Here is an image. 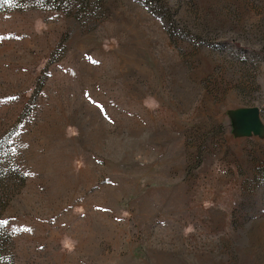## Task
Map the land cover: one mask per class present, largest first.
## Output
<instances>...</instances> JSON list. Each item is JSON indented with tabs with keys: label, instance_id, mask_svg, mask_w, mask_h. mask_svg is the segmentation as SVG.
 Returning <instances> with one entry per match:
<instances>
[{
	"label": "rangeland",
	"instance_id": "rangeland-1",
	"mask_svg": "<svg viewBox=\"0 0 264 264\" xmlns=\"http://www.w3.org/2000/svg\"><path fill=\"white\" fill-rule=\"evenodd\" d=\"M162 1L212 46L139 0H0V137L25 178L0 264H264V0Z\"/></svg>",
	"mask_w": 264,
	"mask_h": 264
},
{
	"label": "trees",
	"instance_id": "trees-1",
	"mask_svg": "<svg viewBox=\"0 0 264 264\" xmlns=\"http://www.w3.org/2000/svg\"><path fill=\"white\" fill-rule=\"evenodd\" d=\"M147 10L154 15L162 24L166 35L170 38H185V39H197L200 38V43L205 45H211L212 41L207 35H201L198 32L192 31L187 25L180 24L174 18V14L170 8L164 5L162 0H139ZM219 27V26H217ZM215 26L214 29H217ZM204 32H208V29L205 28ZM213 30V27L211 28ZM210 30V31H211ZM229 41V40H228ZM223 42H226L223 41ZM235 47L238 49H249L250 51H255L247 47H243L238 42L231 40ZM260 52V51H259ZM264 55V53H262ZM41 86V85H40ZM40 88V87H39ZM39 88L36 90L34 95L37 96ZM20 172V167L17 160L14 158L11 152L10 145L6 142V139L0 137V203L5 198V195H8L11 190H14L18 184H23L25 181L24 177H17ZM0 209H2L0 207ZM1 215V212H0ZM2 221L0 217V222ZM4 233L0 227V238L4 236Z\"/></svg>",
	"mask_w": 264,
	"mask_h": 264
},
{
	"label": "water",
	"instance_id": "water-1",
	"mask_svg": "<svg viewBox=\"0 0 264 264\" xmlns=\"http://www.w3.org/2000/svg\"><path fill=\"white\" fill-rule=\"evenodd\" d=\"M241 122L251 132H256L259 128L258 108H247L240 113Z\"/></svg>",
	"mask_w": 264,
	"mask_h": 264
},
{
	"label": "snow or ice",
	"instance_id": "snow-or-ice-1",
	"mask_svg": "<svg viewBox=\"0 0 264 264\" xmlns=\"http://www.w3.org/2000/svg\"><path fill=\"white\" fill-rule=\"evenodd\" d=\"M5 2H7V0H5Z\"/></svg>",
	"mask_w": 264,
	"mask_h": 264
}]
</instances>
